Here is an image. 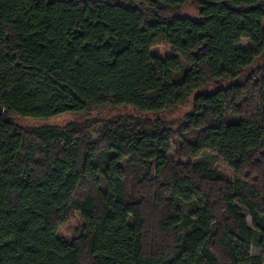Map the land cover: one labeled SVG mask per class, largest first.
<instances>
[{
	"label": "trees",
	"instance_id": "trees-1",
	"mask_svg": "<svg viewBox=\"0 0 264 264\" xmlns=\"http://www.w3.org/2000/svg\"><path fill=\"white\" fill-rule=\"evenodd\" d=\"M191 1L0 0V264H264V78L239 82L264 55V0H197L198 20ZM188 101L175 131L163 114ZM109 106L133 113L97 138L13 118ZM206 149L233 181L177 160Z\"/></svg>",
	"mask_w": 264,
	"mask_h": 264
},
{
	"label": "rangeland",
	"instance_id": "rangeland-1",
	"mask_svg": "<svg viewBox=\"0 0 264 264\" xmlns=\"http://www.w3.org/2000/svg\"><path fill=\"white\" fill-rule=\"evenodd\" d=\"M129 2V0H126ZM200 10L201 5L197 0H193L189 2L185 7H183L180 11L182 16L191 17L193 19L198 20L200 18ZM252 45L250 39L243 38L239 43L238 46L242 47H250ZM153 52L158 56H166L171 53V49L169 44L165 40L158 41L154 47ZM256 72L259 73V79L264 78V55L257 59L256 63L253 67L246 71L244 75L240 79V83L244 84L246 78L251 75V73ZM193 103L192 101H188L187 103L180 105L174 109H171L163 114V117L170 122L172 128L177 131L180 127L181 121L183 120L184 116L192 110ZM133 113L130 108H116V107H106L101 110L94 111L88 117H79L76 114L66 113L62 115H58L48 120L44 119H32V118H23V117H13L14 120L21 125L22 127H34V126H41V125H57V126H66L68 123L77 121V122H84L86 125L90 127L92 135L94 138H97L99 135V131L102 127L100 120L113 118L121 114ZM178 143H173L171 150L169 151V156L175 157L178 149ZM178 161L186 162V161H204L209 163L212 168L216 170V172L222 176L224 179L229 181H233L235 178V171L233 168L229 166V164L224 160L219 150L214 149H206L204 150L199 156L193 157L190 159L179 157L177 158ZM247 213L246 209L243 208ZM75 217L72 222V226H78L79 223L84 225V220L81 216L80 212H75ZM247 221L250 225H252V217L247 213ZM64 234L67 236L68 239L72 238L70 231L66 229ZM251 253L253 255H262V251L255 245L250 246ZM264 261V258H263Z\"/></svg>",
	"mask_w": 264,
	"mask_h": 264
},
{
	"label": "water",
	"instance_id": "water-1",
	"mask_svg": "<svg viewBox=\"0 0 264 264\" xmlns=\"http://www.w3.org/2000/svg\"><path fill=\"white\" fill-rule=\"evenodd\" d=\"M2 112L0 111V114H1Z\"/></svg>",
	"mask_w": 264,
	"mask_h": 264
}]
</instances>
